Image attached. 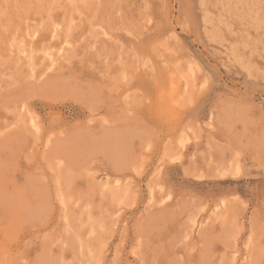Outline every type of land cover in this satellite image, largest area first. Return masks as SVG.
I'll return each mask as SVG.
<instances>
[{"label": "rangeland", "instance_id": "374dc122", "mask_svg": "<svg viewBox=\"0 0 264 264\" xmlns=\"http://www.w3.org/2000/svg\"><path fill=\"white\" fill-rule=\"evenodd\" d=\"M0 264H264V0H0Z\"/></svg>", "mask_w": 264, "mask_h": 264}, {"label": "bare ground", "instance_id": "6f19581e", "mask_svg": "<svg viewBox=\"0 0 264 264\" xmlns=\"http://www.w3.org/2000/svg\"><path fill=\"white\" fill-rule=\"evenodd\" d=\"M18 2V1H17ZM79 2H81V1H79ZM54 9V8H53ZM59 9V8H58ZM19 13V12H18ZM109 18V17H108ZM42 28V27H41ZM53 29V28H52ZM36 31H38V30H36ZM60 32V31H59ZM35 34V32H33V35ZM172 34V33H171ZM2 36V35H1ZM31 36V35H30ZM52 36H53V34H52ZM28 42V41H27ZM29 44V43H28ZM31 44V43H30ZM25 44H23V46H24ZM122 45V44H121ZM37 46V45H36ZM222 47V46H221ZM26 48V47H25ZM65 49L66 48H63V47H60L58 50H59V52H57V54H55V56H52L50 53L48 54V56H47V58H48V60H49V62L48 63H46L45 64V67L43 68V73H45L46 71H48V70H52L56 65H57V61L60 59V58H62V57H64V55H65ZM118 49V48H117ZM226 49V48H225ZM19 50H21L19 53L21 54V57L24 59V58H28V54L26 53V50L23 48V49H19ZM32 50V49H31ZM33 51V50H32ZM3 54V53H2ZM31 54H33V56L32 57H34V53H32L31 52ZM30 54V55H31ZM121 54V53H120ZM231 54V53H230ZM246 55V54H245ZM238 57V56H237ZM249 58V57H248ZM258 59V58H257ZM31 60V59H30ZM109 61V60H108ZM26 62V61H25ZM24 62V63H25ZM146 65V64H145ZM144 65V66H145ZM194 65V64H193ZM131 68V67H130ZM134 68V67H133ZM169 73V72H168ZM188 73V72H187ZM189 74H190V71H189ZM182 75H184L183 73H182ZM191 75H192V73H191ZM178 76V75H177ZM180 77V76H179ZM193 80H194V78H193ZM195 82V81H194ZM184 84H185V82H184ZM187 85V84H186ZM194 85H195V83H194ZM181 86V85H180ZM182 89V88H181ZM181 89H180V93H181ZM185 89V88H184ZM159 93V92H158ZM183 94V93H182ZM159 101H160V99H159ZM169 113V112H168ZM179 113H180V111H179ZM169 115V114H168ZM137 119V118H136ZM31 120V119H30ZM135 120V119H134ZM137 121V120H136ZM182 141V140H181ZM171 153V152H170ZM161 167V166H160ZM64 168V167H63ZM155 171V170H154ZM223 173V172H222ZM59 184V183H58ZM124 191V190H123ZM116 192V191H115ZM114 196V195H113ZM67 227V226H66ZM154 246V245H153ZM46 259V258H45Z\"/></svg>", "mask_w": 264, "mask_h": 264}]
</instances>
